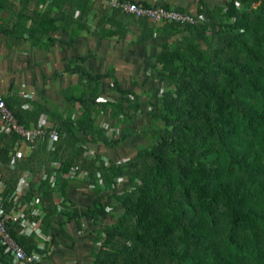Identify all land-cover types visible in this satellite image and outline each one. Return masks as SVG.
Wrapping results in <instances>:
<instances>
[{"label":"trees","instance_id":"obj_1","mask_svg":"<svg viewBox=\"0 0 264 264\" xmlns=\"http://www.w3.org/2000/svg\"><path fill=\"white\" fill-rule=\"evenodd\" d=\"M63 1L71 3L50 2L40 13L44 22L27 29L29 37L36 42L51 40L61 30L62 18L58 11L52 15L50 8ZM75 1L76 28L81 29L86 0L83 5ZM109 10L99 8L107 22L116 13L129 15ZM198 12L205 17L202 23L157 26L129 15L140 27L137 43L154 33L163 38L150 61L152 76L162 88L145 101L150 104V124L139 130L129 125L143 112V100L136 94L130 97L131 91L115 82L119 97L99 104L100 90L93 85L107 73L92 74L81 64L82 56L65 66L87 81V89L69 100L79 103L80 113L73 115L72 109L64 113L45 101L34 100L24 108L23 99H5L25 127L36 125L45 114L52 124L49 128L58 131L51 145L46 135L37 137L29 154L15 158L13 166L19 137L0 132L4 183L0 198L7 209L26 169L30 178L20 203L39 197L41 208L52 218L55 194L68 198L71 179H79L61 172L76 167L77 172H86L82 182H93L97 192L84 214L103 208L102 190L112 196L113 208L120 209L112 223L98 230L100 244L93 264H264V0H226L218 6L204 4ZM103 23L99 18L92 31L100 37L105 35L99 33ZM105 32L113 36L117 30ZM101 105L112 120L127 124L113 137L95 122L94 111ZM130 136L140 141L125 160L106 162L97 150L84 155L90 144L116 147ZM119 177L127 181L117 190ZM62 213L74 216L66 208ZM19 231V223H12L14 238L28 252L35 248V242ZM0 253L5 254L2 247Z\"/></svg>","mask_w":264,"mask_h":264},{"label":"crops","instance_id":"obj_2","mask_svg":"<svg viewBox=\"0 0 264 264\" xmlns=\"http://www.w3.org/2000/svg\"><path fill=\"white\" fill-rule=\"evenodd\" d=\"M51 1L0 0V95L6 100L23 99L24 104L29 103L30 106L34 100L45 101L51 107H57L56 109L64 113H68L72 109L73 115L78 114L80 113L79 103L70 104L69 100L70 98H75L76 95L82 94L87 89L85 86L87 81L85 79L81 80L77 73L68 72L65 66L70 60H75L76 57L82 56L84 62L81 64L92 74L107 73L106 77L98 79V83L93 85L100 90L99 95L96 97V101L99 104L102 103L103 105L105 101H114L119 97L120 93L114 87L116 82L117 87L131 91L130 97L136 94L143 100V112L136 116L134 115L131 121L133 128H135V119L142 120L145 116L148 119L147 107L149 104L145 101L150 99L153 92L138 86L139 83L131 78L133 74L130 71L134 70L137 65L132 62H137L138 58H141L148 67L146 74L157 84L158 88L154 93L159 92L162 88V83L153 78L150 61L159 50V44L163 38L154 33L152 38L142 43H137L136 39L138 38L140 27L135 23L137 21L136 18L134 21L129 15L120 16V13H116V16L111 17L112 21L107 22L105 20L107 16L101 15L99 11V8L103 5L104 8L108 9L109 13L112 12L106 6V0H86L87 10L80 14L82 20H79L80 24L83 23V28L77 34L69 37L67 34L69 31L67 30H71V27H79L77 24L79 10L75 8L76 1L71 0L70 4L63 1L53 4L52 8H50L52 15H56L57 11L59 12L62 18L59 20V25L62 26L61 30L53 33L51 40L43 38L36 42V40L28 36L27 29L36 27L44 22L40 13L50 5ZM80 1L81 5H83L84 0ZM131 1H139V3L154 6L174 7L191 13L198 12V8L204 4L207 6H218L224 3L219 2V0ZM99 5L100 7L98 8ZM99 18L104 22L99 33L105 35L101 37L92 32ZM47 21L49 20L46 19L45 22ZM154 25L160 24L154 23ZM115 29L117 30L115 35L106 36V30ZM99 55L114 57L113 67L110 69H107V67L103 72L95 71L94 67L100 66L98 65L100 62ZM117 58L119 61H116ZM91 86L92 84L90 88ZM17 93L19 94L16 96ZM26 93L31 94L32 99L29 97L25 99L23 96ZM102 105L97 106L94 111V119L98 125L101 126L104 123L109 128H112L113 131L114 127L118 129L120 125H127L120 121L115 122V120H112L108 116L107 108H103ZM42 119L45 120L46 124L51 123L45 114H42ZM148 124H150L149 119L146 125ZM141 128L142 126L138 127V130ZM117 131L114 133L116 134ZM138 141H140V138ZM138 141L134 142L132 150L128 148L127 153L129 155L133 152L135 143ZM101 145L103 144H90L87 148H93L102 154L99 150ZM29 152L30 150L24 148L21 156H25ZM127 156L119 158H122L120 160H125ZM25 170L23 169L22 171ZM26 171L29 172L28 170ZM83 178L71 179L66 200L60 194H55L53 201L57 205V209L56 214L52 218L51 214L44 211L41 206L37 208V215L30 212L26 214L24 219L34 221L39 227L38 231L25 234L22 232V226L19 223L20 235L26 237L28 241L35 242L36 246L39 241H43L45 243L44 250L41 252H49L36 264H93L94 250L100 244L98 230L100 231L106 225L112 223L120 209L118 207L116 209L113 208L114 201L112 196H107L108 190H102L104 194L101 201L103 208L84 214L91 207L97 192L93 188L95 184L93 182H89V184L82 182L81 179ZM126 181V178H124L120 184L116 185L120 186L114 188L119 190L120 187H124V182ZM100 187L104 188L105 185L102 183ZM60 198L62 199L59 202L60 205H58L57 202ZM65 208L68 211H74V216L69 218L66 216L67 214H63L62 211ZM48 220H50L49 224ZM36 246L33 249H37ZM0 264L20 263H15L9 255L0 253Z\"/></svg>","mask_w":264,"mask_h":264},{"label":"built area","instance_id":"obj_3","mask_svg":"<svg viewBox=\"0 0 264 264\" xmlns=\"http://www.w3.org/2000/svg\"><path fill=\"white\" fill-rule=\"evenodd\" d=\"M106 6L110 9H117L123 13L134 16L135 18H144L152 23L164 24L170 22L177 23H202L205 17L202 13L196 12L191 13L187 11H181L174 7L165 6H154V5H143L136 1L131 0H106ZM25 97L32 99L31 94L26 93ZM25 108H29L30 104H24ZM105 129L106 134L109 137H113L116 134L113 132L112 128H109L106 124L101 125ZM0 132H14L18 137L19 141L17 144V149L14 151L11 166L14 165L15 158L20 157L23 154V149L33 147L35 140L39 136L46 135L48 138V143L51 145L58 138V131L56 128H49L45 120L40 117L38 123L32 127H25L23 124L19 123L12 111L6 105L5 99L0 95ZM94 150L91 148H86L84 155L92 154ZM107 162V160H105ZM54 167H58L57 162H53ZM64 177L77 176L82 178L85 176L86 172H77L76 167H71L67 171L61 172ZM96 176L99 182L103 183L101 179L100 172H96ZM46 175L43 176L45 178ZM30 178L29 172L22 171L14 192L9 196L8 201L12 203V206L7 209L4 206L3 198H0V247L3 248L5 254L9 255L15 263L20 264H36L41 260L45 254L49 252H41L44 250V242L39 241L36 246L37 249L31 251H26V249L14 238L11 234V224L18 222L22 226V232L25 234H30L33 231H38L39 227L34 221L25 220L24 217L30 210V213L37 215V208L40 206L39 197H35L29 202L20 203V199L24 194ZM50 181H54V174L50 175ZM104 184V183H103ZM4 187L3 181L0 179V191ZM60 200L57 202L58 205ZM61 208V207H60Z\"/></svg>","mask_w":264,"mask_h":264},{"label":"rangeland","instance_id":"obj_4","mask_svg":"<svg viewBox=\"0 0 264 264\" xmlns=\"http://www.w3.org/2000/svg\"><path fill=\"white\" fill-rule=\"evenodd\" d=\"M209 1V0H207ZM226 0H219V2H225ZM222 4V3H221ZM67 30V29H65ZM69 31V33H67L69 35V37H72L73 35L77 34V32H80V29H77L76 27L72 28L71 27V30H67ZM162 39V38H161ZM150 56V55H149ZM149 56H146V57H149ZM100 57V62L98 63V65L100 66H97V67H94L95 71L97 72H103L104 70H106L105 68L107 69H110L113 67V58L110 57L109 55H99ZM119 57V56H118ZM145 57V58H146ZM116 61H119L118 58L116 59ZM132 62V61H130ZM133 64H137L136 67L134 68V70H131V78L132 79H135L136 82L139 83L138 86H142L143 88H145L146 90H151L149 92H153V95H151L152 97H156V95L159 94V92L157 91L156 93H154L156 90H157V84L155 81H153L148 74H146V71L148 70V67L146 66V64L144 63V61L141 59V58H138L137 62H132ZM137 68V69H136ZM149 72V71H148ZM135 75V76H134ZM112 79V77H110ZM21 88V87H20ZM20 93V92H19ZM17 93L16 96L19 94ZM25 99H27L25 97V94L23 96ZM22 106H24V103L21 104ZM150 107V104L149 106L147 107V109ZM10 109V108H9ZM11 110V109H10ZM13 113V112H12ZM14 115V114H13ZM142 119V118H141ZM38 123V122H37ZM36 123V124H37ZM148 123V119L147 117L145 116L144 119L142 120H136L135 119V128L138 129V127L140 126H145L146 124ZM48 127L52 126L51 123H47L46 124ZM133 124L131 123L129 126H132ZM125 126V125H120L118 126V129L116 127H114V131H117V134L119 133V131L122 130V127ZM128 126V127H129ZM133 127V126H132ZM4 133H7V134H15L14 132H4ZM139 138L138 136H130L126 141H124L121 145L119 146H116V147H109V146H104V145H101L99 147V150L102 152V155L103 157H105L104 159L105 160H108V158H113V159H117L115 161H119L120 159L124 158L125 156H127V154L129 155V153H127L128 151V148L131 149L133 148V144L135 141H138ZM129 146V147H128ZM17 144L15 143L14 145V149H17ZM28 150H30L29 147H27ZM92 150H95L93 148H91ZM132 150V149H131ZM119 157H122V158H119ZM124 178L122 177H119L117 179L118 182H121ZM125 183V182H124ZM99 238V237H98Z\"/></svg>","mask_w":264,"mask_h":264}]
</instances>
